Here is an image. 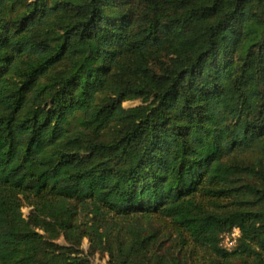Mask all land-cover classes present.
Returning a JSON list of instances; mask_svg holds the SVG:
<instances>
[{"label": "trees", "instance_id": "1", "mask_svg": "<svg viewBox=\"0 0 264 264\" xmlns=\"http://www.w3.org/2000/svg\"><path fill=\"white\" fill-rule=\"evenodd\" d=\"M141 54L161 87L122 80ZM96 253L264 264V0H0V264Z\"/></svg>", "mask_w": 264, "mask_h": 264}, {"label": "rangeland", "instance_id": "2", "mask_svg": "<svg viewBox=\"0 0 264 264\" xmlns=\"http://www.w3.org/2000/svg\"><path fill=\"white\" fill-rule=\"evenodd\" d=\"M204 45V35L201 28V22L199 21L194 32L186 40L184 46L181 49L175 51L174 57L171 58L167 63H164L160 67V71L168 73L174 69L186 66L195 58L196 54L203 49ZM157 71L159 72V70ZM158 72L149 70L146 65L145 56L144 54H141L136 59L131 60L126 65H124L120 70V75L126 84L140 83L144 80V77L147 76L148 78H152V83L154 86L161 87L164 84V81L159 79ZM124 105L136 117L145 114L147 110L146 99L137 97L135 95H132L128 100H126ZM21 210L25 216L29 211V207L23 202ZM232 231L234 232V235L231 236V240L237 238L239 235L238 228H234ZM83 248H88L87 239L83 240ZM90 256L94 261L101 262V264L106 261V256L101 257L98 253Z\"/></svg>", "mask_w": 264, "mask_h": 264}, {"label": "built area", "instance_id": "3", "mask_svg": "<svg viewBox=\"0 0 264 264\" xmlns=\"http://www.w3.org/2000/svg\"><path fill=\"white\" fill-rule=\"evenodd\" d=\"M232 230H225V231L221 232V234H220V245L224 249H227V250L232 249L234 247V245L236 244L237 238L240 235V231H239V235L237 236V238H234L231 240V236L234 235V232ZM229 240H231V241H229Z\"/></svg>", "mask_w": 264, "mask_h": 264}]
</instances>
